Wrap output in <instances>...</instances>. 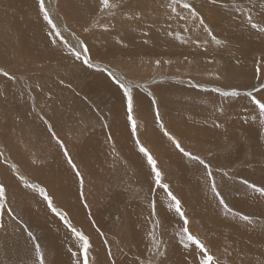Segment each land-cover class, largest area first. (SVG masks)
Returning <instances> with one entry per match:
<instances>
[{
  "label": "rangeland",
  "instance_id": "obj_1",
  "mask_svg": "<svg viewBox=\"0 0 264 264\" xmlns=\"http://www.w3.org/2000/svg\"><path fill=\"white\" fill-rule=\"evenodd\" d=\"M27 1L0 0V24L10 20L7 34L0 30L4 41L0 50L9 55L10 63L0 68L29 79V84L17 87L0 76V184L6 188L0 207V264H33L34 249L24 226L37 237L46 264H72L69 248L76 251L63 222L18 176L45 187L54 205L90 237L89 264H192L194 260V254L177 242L175 231L182 222L168 210L166 194L162 189L151 191L155 185L131 136L122 92L106 72L89 69L70 56L60 43L64 40L71 41L70 47H79L77 41H82L94 64L113 68L123 80L124 73L134 83L148 80L145 88L132 84L138 137L157 160L163 182L180 199L190 231L207 242L219 264H264V233H260L264 232V196L241 183L247 180L264 187V129L246 97L222 99L211 91L243 92L258 83L255 69L256 61L264 57V33L252 29L244 13L250 10L254 21L264 25V0H235L242 11L234 10L233 1L189 0L222 42L219 45L190 19L170 18V10L163 6L166 0H110L118 4L111 9L114 14L101 13L99 0H46L60 37L40 19L36 0L32 9L24 10ZM31 18L43 26L41 34L34 32ZM44 38L51 39L49 49ZM54 39L58 45H53ZM56 50L58 55L48 57ZM261 68L264 71V62ZM157 108L165 128L185 150L210 164L212 177L164 137L155 123ZM53 134L82 174L83 199L79 179ZM213 180L229 207L249 215L251 224L222 212L211 191ZM152 200L160 220L155 231L165 242L164 257L149 251Z\"/></svg>",
  "mask_w": 264,
  "mask_h": 264
},
{
  "label": "snow or ice",
  "instance_id": "obj_2",
  "mask_svg": "<svg viewBox=\"0 0 264 264\" xmlns=\"http://www.w3.org/2000/svg\"><path fill=\"white\" fill-rule=\"evenodd\" d=\"M211 3L216 4L220 2V0H210ZM37 8H38V15L42 17L43 21L47 24L50 29V33H54L57 37L62 35L61 31L59 30V26L54 23L52 16L49 12L48 7L46 6V0H36ZM167 9L170 10L168 13L169 17H177L181 20H191L193 24H198V26L203 28V31L206 32L209 36L212 37V40L216 44H221L222 42L218 40L213 34L212 31L209 29L208 25L205 23L202 15L197 11V9L189 3V0H166V4L163 5ZM118 7L116 3H110V0H99V9L100 12L103 13L108 11L110 14L111 9ZM232 7L236 11H242L240 6L235 3L233 0ZM179 9V10H178ZM247 18V23L251 26L252 29H256L260 33H264V25L258 24L254 21L251 11H247L244 13ZM187 31V29H185ZM67 31V28L64 29ZM84 31H88L87 28ZM169 35H173V33H169ZM176 39H181L179 34H175ZM52 43L55 45L57 44L56 40H53ZM63 44L64 50L72 56L76 61H82V64L89 69H96L100 72H106L109 78L111 79L112 83L115 84L118 89L122 92L125 110L127 115V123L130 125L131 128V136L135 142V147L140 154L144 158H146V163L149 168V175L151 177L152 183L155 185L151 189L153 193L156 192L157 189H162L163 192L166 194L167 197V208L170 212H174L176 216L179 217L178 222H182V226L175 231V236L177 238L178 244L185 250L188 251L190 254H194V260L192 264H219V261L211 254V250L208 247L207 242L199 237V235L194 234L190 231L189 224L190 221L188 220L186 213L182 210V203L180 199L175 196L169 188V185L163 182V173L159 170L157 160L151 155L150 150L146 148L140 141L137 133V122L133 116L134 112V97L132 92V85L130 83H126L123 78L117 76L116 73L109 71L107 68H101L100 65L94 64L90 57H89V50L85 47L82 41H77L79 47H70L67 42L60 41ZM83 53V54H82ZM264 62V57L261 60L256 61V69H255V76L258 81L256 85H253L249 90L240 92L236 89L231 90H223L221 88H213L211 89L212 92L219 93L222 99L227 98H238V97H246L249 101V105L251 106L252 112L256 113L259 119V124L262 129H264V71H262L261 63ZM159 64V61L156 62ZM0 76L6 77L8 80H16L14 75H10L7 70L4 68H0ZM194 87L196 85H193ZM38 87V85H37ZM151 95V93H149ZM157 104L156 100H152V105L155 107ZM220 111H223L221 108ZM257 116H253L252 119L255 120ZM43 119V117H41ZM46 124L48 123L46 120L44 121ZM245 122H248L247 120ZM155 123L159 126L160 131L163 133L164 137H166L171 144L175 147V149L181 153L184 157L188 158L192 162H197L207 170V176L212 177L211 166L207 163L204 159H202L199 155H195L187 150L181 145L179 139H177L173 134H171L163 124L161 120V116L159 110L157 108L155 113ZM107 127V125H104ZM220 124H215V127L219 128ZM49 130H51L49 126ZM264 135V132L261 133ZM53 139L56 140L59 147L63 150V155L67 161V164L71 167V169L75 172L76 177L79 179V184L81 188L80 196L83 199V186L84 180L82 174L77 169V165L73 162L72 158L70 157L65 145L53 134ZM3 154L0 153V156ZM13 173H17L18 169L14 164L10 165ZM227 175V173H225ZM18 179L21 181L25 188L32 189L36 192L44 202L47 204V208L59 218L61 222H63L64 226L68 231L71 233V236L74 238L76 251H73L72 248H69V252L73 257L72 264H89V249L92 247L90 237L86 235L81 229H78L69 219V215L67 212L61 210L58 206L54 205L53 198L48 194L45 187L40 186L38 183H30L27 179L23 176H18ZM241 183L246 185L248 189L258 193L260 196H264V187L256 186L253 183H250L247 180H241ZM211 191L214 194V198L218 200L219 207L222 212L227 215L231 213V215L236 218L238 217L239 220L244 221L248 224L252 223V218L249 215L242 214L238 211H234L229 205L225 202L222 198L220 192L217 190L215 181H212L211 184ZM6 198V188L4 185L0 184V207L4 206ZM84 207H88L87 204ZM150 207V216L153 218V230L148 233V236L151 239L152 248L149 249L154 255L164 257L166 255V248L164 250L161 249V245L165 244V242L158 238L157 232L155 231L156 228L160 227V220L157 218L156 213V201L152 200L149 204ZM11 215V213H9ZM16 219L15 216L12 217ZM17 223H21L17 220ZM2 227V225H0ZM23 231L27 234L29 238V243L32 245L34 249V261L33 264H46L45 256L42 251L41 245L38 243L37 237L33 234L32 231L28 229L27 226L23 227ZM99 232V229H97ZM103 236V233H100ZM108 241L105 239V244ZM108 256L111 259L112 253L111 250L108 252ZM82 258V260H81ZM115 264V261H113ZM143 264V261L140 262Z\"/></svg>",
  "mask_w": 264,
  "mask_h": 264
},
{
  "label": "bare ground",
  "instance_id": "obj_3",
  "mask_svg": "<svg viewBox=\"0 0 264 264\" xmlns=\"http://www.w3.org/2000/svg\"><path fill=\"white\" fill-rule=\"evenodd\" d=\"M206 1V0H205ZM229 2L230 1H233V0H228ZM48 3H51L50 2V0H48L47 1ZM46 2V3H47ZM209 2V1H208ZM239 2V1H238ZM240 2H242V1H240ZM228 3V2H227ZM233 3V2H232ZM229 4V3H228ZM227 4V5H228ZM34 5V3H32V0H29V1H27V2H23V4H22V6H23V8H24V10H30V8L32 7ZM59 5H60V3H59ZM228 6H230V5H228ZM19 7V6H18ZM11 8V7H10ZM13 8V7H12ZM19 9V12H20V8H18ZM32 9V8H31ZM231 9V8H230ZM23 10V9H22ZM23 10V11H24ZM35 11V10H34ZM223 11V10H222ZM226 11V10H225ZM221 12V11H220ZM219 12V13H220ZM228 12H229V10H228ZM35 13V12H34ZM222 13V12H221ZM6 14L8 15V14H10L9 12H8V10H7V12H6ZM223 14H224V11H223ZM226 14H227V11H226ZM229 15V14H228ZM221 16H222V14H221ZM224 16H225V14H224ZM229 16H231V15H229ZM23 17H25L24 15H23ZM35 17V16H34ZM33 16H32V18H34ZM209 17H211V16H209ZM213 17V16H212ZM220 17V16H219ZM218 16H217V19L219 18ZM10 18V17H9ZM31 18V19H32ZM39 18V17H38ZM112 18V17H111ZM214 18H215V16H214ZM229 18H231V17H229ZM8 19V18H7ZM25 19V18H24ZM28 19V18H27ZM35 19H36V17H35ZM35 19H32L31 20V23H32V26L35 28V29H37V31L35 30V29H33V30H35L34 32H36V34L38 35V34H41L42 33V31L40 32V27L41 26H39L38 27V24H39V22L38 21H34ZM40 19H41V16H40ZM213 19V18H212ZM220 19V18H219ZM232 19V18H231ZM36 20H39V19H36ZM42 20V19H41ZM93 20V19H92ZM112 20V19H111ZM215 20V19H214ZM221 20V19H220ZM225 19L223 18V21H224ZM233 20H234V18H233ZM7 21H9L10 22V20H5L2 24H0V30H2L3 32H1V33H6L7 34V31H8V29L9 28H7V27H5V26H7L8 25V22ZM29 21V20H28ZM91 21V20H90ZM113 21V20H112ZM226 21H229L228 19L226 20ZM19 22V21H18ZM118 22H120V21H117V24H118ZM234 22V21H233ZM22 23V22H21ZM27 24V23H26ZM121 24V23H120ZM233 24V23H232ZM40 25V24H39ZM224 25V24H223ZM9 26V25H8ZM26 26H29V24L28 25H26ZM45 26V25H44ZM61 26V25H60ZM73 26H74V24H73ZM113 26V25H112ZM232 26V25H231ZM10 27V26H9ZM74 27H76L77 28V31L79 30V32L81 33V31H80V29H79V27L78 26H74ZM120 27V26H119ZM22 28H26L25 26L24 27H22ZM21 28V29H22ZM42 29H43V26L41 27ZM64 28V27H63ZM67 28V27H66ZM71 28V27H70ZM40 29V30H39ZM85 29V28H84ZM27 29H25V31H26ZM60 30V29H59ZM75 30V29H74ZM46 31H47V29H46ZM231 31V30H230ZM34 32H33V34H34ZM45 32V31H44ZM64 32V31H63ZM227 32V31H226ZM14 33V32H13ZM22 33V32H21ZM32 33V32H31ZM75 33V32H74ZM64 34H66V33H64ZM26 36H28V35H26ZM34 36V35H33ZM74 36V35H73ZM32 37V36H31ZM35 37V36H34ZM56 37V36H55ZM54 37V38H55ZM63 37V36H62ZM85 37V36H84ZM99 37V36H98ZM10 39H8V40H11V36L9 37ZM15 38V37H14ZM33 38V37H32ZM71 38V37H70ZM86 38V37H85ZM7 39V38H6ZM25 39V38H24ZM26 39H28V38H26ZM37 39H39V36H38V38ZM45 39V38H44ZM0 40H1V38H0ZM49 40H51V39H49ZM49 40H46L45 39V43H48V49H49V46H50V41ZM55 40V39H54ZM64 40V39H63ZM6 41V40H5ZM37 41V40H36ZM36 41H34V43L35 44H37L36 43ZM58 41H60V39L58 40ZM65 41V40H64ZM75 41V40H74ZM79 41V40H78ZM1 42V41H0ZM4 42V41H3ZM3 42H1V44L3 43ZM9 42V41H8ZM28 42V41H27ZM66 42V41H65ZM70 42L71 41H67V43L70 45ZM13 43V42H12ZM24 43V42H23ZM0 44V46L2 47V45ZM4 44V43H3ZM6 44V43H5ZM28 45H29V43H27ZM26 44V45H27ZM52 44V43H51ZM10 45H12V44H10ZM25 45V44H24ZM32 45H33V41H32ZM54 45V44H53ZM55 45H58V43L57 44H55ZM74 45V44H73ZM6 46V45H5ZM13 46V45H12ZM5 48V47H4ZM14 48V47H13ZM17 48V47H16ZM26 48V47H25ZM32 48H33V46H32ZM7 49V48H6ZM11 50V49H10ZM21 51V50H20ZM27 51V50H26ZM0 65L2 66V65H6L7 64V66H8V63H10V62H8V57L7 56H9V55H5L4 54V52L2 51V50H0ZM23 52V51H22ZM21 52V53H22ZM59 52H61V51H59ZM18 53V52H17ZM20 53V52H19ZM40 53V52H39ZM11 55V54H10ZM15 55V54H14ZM41 55V54H40ZM56 55H58V51L56 50V51H52V53L51 54H48V57H55ZM13 56V55H12ZM19 56V55H18ZM23 57H25V56H23ZM15 58V57H14ZM13 59V58H12ZM17 59V58H16ZM39 59L40 60H43V57L42 56H39ZM24 60V59H23ZM10 61H11V59H10ZM14 61H16V60H14ZM52 61V60H51ZM95 62V61H94ZM19 64V63H18ZM23 64V63H22ZM27 65V64H26ZM100 65V64H99ZM13 66V65H12ZM21 66V65H20ZM25 66V65H24ZM24 66L22 65V67L24 68ZM108 66V65H107ZM3 67V66H2ZM19 67V66H18ZM26 67V66H25ZM77 67V66H76ZM100 67H105V66H103V65H100ZM12 68V67H11ZM16 68V67H15ZM107 68V67H106ZM108 68H111V67H108ZM107 68V69H108ZM13 69V68H12ZM26 69V68H25ZM130 69V68H129ZM52 70H54V69H52ZM111 70H113V68H111V69H109V71H111ZM118 70V69H117ZM246 70L248 71V68H246ZM12 71H14V70H12ZM43 71V70H42ZM113 71H115V70H113ZM112 71V72H113ZM123 71V70H122ZM36 72V71H35ZM43 72H46V70H44ZM230 72H232V70L230 71ZM239 72V71H238ZM114 73H116L117 74V76H119L120 74H118V72L116 71V72H114ZM124 73V72H123ZM236 73H237V71H236ZM243 73H245V71L243 72ZM16 74V73H15ZM14 74V75H15ZM240 74V73H239ZM13 75V74H12ZM125 77H124V81L126 82V83H130L131 85L133 84H140L141 86H142V88H145L144 86H145V82L146 81H148V80H142V81H140V82H136V83H134V80L133 79H131L130 77H128L125 73L123 74ZM247 75V74H246ZM121 76H122V74H121ZM30 77V76H29ZM126 78V79H125ZM241 78H242V76H241ZM245 78V77H244ZM29 80V79H28ZM27 79H26V77H24V75L23 76H21L20 75V77L19 76H17L16 77V80H14V83L13 84H15L17 87H19V85H21L22 84V82H25L26 84H29V81H28ZM34 82V81H33ZM212 86V85H211ZM216 87V86H215ZM147 88V87H146ZM112 90V89H111ZM143 90V89H142ZM113 91V90H112ZM27 93H28V96H29V98H30V100L32 101V103H33V96H32V93L29 91V89H27ZM152 94V93H151ZM153 96V95H152ZM35 100V99H34ZM31 114L32 115H36V110L35 109H33L32 111H31ZM36 117V116H35ZM179 134H182V133H179ZM175 155V154H174ZM55 218V217H54Z\"/></svg>",
  "mask_w": 264,
  "mask_h": 264
},
{
  "label": "crops",
  "instance_id": "obj_4",
  "mask_svg": "<svg viewBox=\"0 0 264 264\" xmlns=\"http://www.w3.org/2000/svg\"><path fill=\"white\" fill-rule=\"evenodd\" d=\"M258 166V165H257ZM260 233H264V232H260Z\"/></svg>",
  "mask_w": 264,
  "mask_h": 264
},
{
  "label": "water",
  "instance_id": "obj_5",
  "mask_svg": "<svg viewBox=\"0 0 264 264\" xmlns=\"http://www.w3.org/2000/svg\"><path fill=\"white\" fill-rule=\"evenodd\" d=\"M109 70V69H108ZM112 71V70H111Z\"/></svg>",
  "mask_w": 264,
  "mask_h": 264
}]
</instances>
